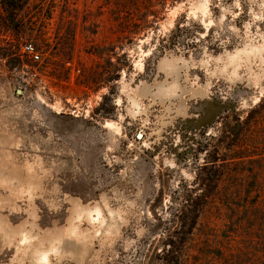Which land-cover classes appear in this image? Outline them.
<instances>
[{"label":"rangeland","instance_id":"374dc122","mask_svg":"<svg viewBox=\"0 0 264 264\" xmlns=\"http://www.w3.org/2000/svg\"><path fill=\"white\" fill-rule=\"evenodd\" d=\"M29 1L19 31L0 4V264H264V0Z\"/></svg>","mask_w":264,"mask_h":264},{"label":"trees","instance_id":"16d2710c","mask_svg":"<svg viewBox=\"0 0 264 264\" xmlns=\"http://www.w3.org/2000/svg\"><path fill=\"white\" fill-rule=\"evenodd\" d=\"M0 4L2 5V8L6 13H7L6 10L9 9L8 14L10 15V17L7 18L5 15L4 17H6V18L4 20L8 19L7 21H9L11 23V25H14L15 31H19L18 30L19 28L20 29L23 28V24L25 23V21L30 19V17H27L25 14L20 15L21 12L23 13V11L27 7V5H31L29 0H0ZM32 5H34L35 7H38V5L43 6V2L41 0H35V1L33 0ZM226 144L228 145V143H226ZM208 162H210V163L214 162V164H211L212 166L211 165L208 166V164L201 166L200 173H198V176L200 177V178L198 177L199 181L200 182H206V183H214L215 181L217 182L220 164L215 163V159L209 160ZM217 165H218V169H217ZM201 173H202V175H200ZM213 196H214V193L211 191L204 192L203 194H200L198 196V198H194V199L191 198L190 194H188L186 196L188 198H185V201L186 202L190 201L191 205L189 208L190 209L189 210V217L185 214V212L182 213V214H184V217H182V218H181V216L179 217V218H181L180 231L183 230V228H184V232L182 234H185V235L191 234L193 229L195 228V224H196L198 217H199L200 209L203 206L201 204H198L199 203L198 199L204 198L205 200H207L208 198H211ZM177 233H179V232H177ZM184 242H185V240L183 238H181V236L178 237V241H176V242L172 241L170 243L171 247H173L172 253L173 254L177 253L178 252V250H177L178 246H181ZM166 263L167 264H178L177 256L170 258V256L168 255Z\"/></svg>","mask_w":264,"mask_h":264},{"label":"built area","instance_id":"2783aa9c","mask_svg":"<svg viewBox=\"0 0 264 264\" xmlns=\"http://www.w3.org/2000/svg\"><path fill=\"white\" fill-rule=\"evenodd\" d=\"M22 51L25 54V56H27L32 62H36L40 58V55L36 51V49L33 46V44H30V43L24 44L23 48H22ZM34 74H36V73L34 72Z\"/></svg>","mask_w":264,"mask_h":264},{"label":"bare ground","instance_id":"6f19581e","mask_svg":"<svg viewBox=\"0 0 264 264\" xmlns=\"http://www.w3.org/2000/svg\"><path fill=\"white\" fill-rule=\"evenodd\" d=\"M160 90V89H159ZM158 94V93H157ZM167 96V95H166Z\"/></svg>","mask_w":264,"mask_h":264}]
</instances>
